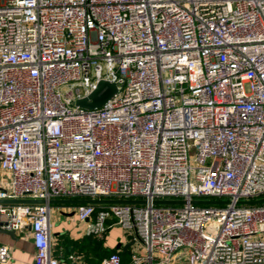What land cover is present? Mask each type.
<instances>
[{
    "label": "built area",
    "instance_id": "2783aa9c",
    "mask_svg": "<svg viewBox=\"0 0 264 264\" xmlns=\"http://www.w3.org/2000/svg\"><path fill=\"white\" fill-rule=\"evenodd\" d=\"M58 199L134 202L75 208L139 243L100 264H264V203L241 204L264 199V0H0V201L44 202L0 204V229L34 264H61Z\"/></svg>",
    "mask_w": 264,
    "mask_h": 264
},
{
    "label": "crops",
    "instance_id": "0c3cea01",
    "mask_svg": "<svg viewBox=\"0 0 264 264\" xmlns=\"http://www.w3.org/2000/svg\"><path fill=\"white\" fill-rule=\"evenodd\" d=\"M52 205V204H50ZM60 205V204H55ZM68 206V205H67ZM74 210L70 209H61V215L57 212V209L52 210L50 207V226H51V240H52V254L53 256L61 262V264L68 262V257L70 255H78L83 259L82 264H95L97 263L93 249L83 250L82 246L77 249L75 248L78 245V241L84 239L85 236L82 235L81 232L78 234H71V223L67 220V218L62 219L63 217H72L71 215ZM76 227L80 228L79 223L74 216ZM107 231L104 236L101 246L102 249L110 250L112 249L114 252H119L120 257L123 262H127L130 259L131 251L129 248L123 250V248L130 244L131 242L122 241L121 244L117 243L115 237ZM84 245V242H81ZM0 246H6L10 252V259L6 264H34V247L32 244V236L29 229H26L21 232L14 233V237L11 238L9 235L0 233ZM120 246L119 248H117ZM101 260L98 262V264Z\"/></svg>",
    "mask_w": 264,
    "mask_h": 264
},
{
    "label": "water",
    "instance_id": "95a60500",
    "mask_svg": "<svg viewBox=\"0 0 264 264\" xmlns=\"http://www.w3.org/2000/svg\"><path fill=\"white\" fill-rule=\"evenodd\" d=\"M116 88L114 84L101 82L97 86V89L86 99L76 101L75 106L79 107L83 110H96L102 107L106 101H108L114 94H115ZM134 203L131 201H108V200H53L50 202V204H60V205H68L71 207H76L79 205H101V204H130ZM181 202H171V201H162V202H156L158 205H174V204H180ZM204 204H209L213 202H202ZM264 203V199L255 201V202H242L241 204L246 205H252V204H261ZM0 204H10V205H42L44 204L43 201H34V200H18V201H0ZM73 215V213L71 214ZM0 233H4L9 235L11 238L14 237L13 232L5 231L0 229ZM131 245H133V242L126 245L123 250L129 248ZM118 246L117 248H119Z\"/></svg>",
    "mask_w": 264,
    "mask_h": 264
},
{
    "label": "rangeland",
    "instance_id": "374dc122",
    "mask_svg": "<svg viewBox=\"0 0 264 264\" xmlns=\"http://www.w3.org/2000/svg\"><path fill=\"white\" fill-rule=\"evenodd\" d=\"M60 201L62 200H68V199H58ZM51 209L52 210H55L57 209V212L59 213V215H61V209L62 208H65V209H70V210H75V208L77 207H71V206H67V205H55V204H52L50 205ZM74 212V211H73ZM62 219L64 218H67V220L69 221V223H71V229H70V232L71 234H78V232H82V227L80 228H75L76 227V223L74 224L75 222V219H74V216L72 217H63L61 216ZM109 234H111L113 237H115V239L117 240V243H120L122 241L124 242H132V241H135L134 238L130 235H128L127 233H124L121 229L117 228V227H113L109 230L108 232ZM103 239L101 240H98L92 236H85L83 241L80 240L78 241V245L75 246V248L79 249L81 246H84L86 247L87 246V250H89L90 248H93V251H95V255L98 253V254H102L103 255V258L106 257V255H108L109 253H112L114 252L112 249L110 250H107V249H102V246H101V242H102ZM81 242H84L85 245L81 244ZM139 247V243L138 242H135L134 245H132L131 247H129V250L132 251V249H137ZM142 252V250H141Z\"/></svg>",
    "mask_w": 264,
    "mask_h": 264
},
{
    "label": "trees",
    "instance_id": "16d2710c",
    "mask_svg": "<svg viewBox=\"0 0 264 264\" xmlns=\"http://www.w3.org/2000/svg\"><path fill=\"white\" fill-rule=\"evenodd\" d=\"M85 246H86V244H84ZM82 248H83V250H86L87 249V246L86 247H84V246H82ZM93 249V248H92ZM90 250V249H89ZM94 252V254H95V251H93ZM113 253V252H112ZM111 253H109L108 255H110ZM108 255H106V257L108 256ZM94 257H95V259H96V261H97V263L95 262V264H98V262L100 261V260H102L103 259V255L102 254H96V255H94ZM105 258V257H104ZM100 264V263H99Z\"/></svg>",
    "mask_w": 264,
    "mask_h": 264
}]
</instances>
